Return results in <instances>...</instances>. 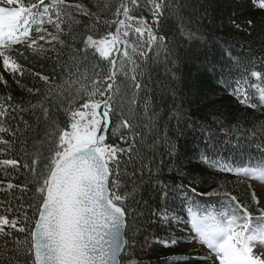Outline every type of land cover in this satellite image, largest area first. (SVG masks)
Listing matches in <instances>:
<instances>
[{"label":"trees","instance_id":"obj_1","mask_svg":"<svg viewBox=\"0 0 264 264\" xmlns=\"http://www.w3.org/2000/svg\"><path fill=\"white\" fill-rule=\"evenodd\" d=\"M65 2L83 4L85 9L99 12L101 23L96 26L92 19L75 14L77 23L73 25L71 35L67 34V30L65 33L70 47L63 49L60 61L56 62V53H52L47 62L37 61L31 56L27 62L19 61L26 72L20 78V85L11 75L0 72L8 80V86L0 85V106L6 110L5 115H0V125L9 129L7 133H0V138L13 142L11 151L0 153V158L6 155L9 159L19 160L20 165L29 161L24 150L27 149L30 154L38 133L42 137L45 131L46 125L40 119L41 108L49 109V119H54L60 128L70 130V109L78 110L88 99L87 89L91 88V83L84 77H92L93 69L101 76L112 70L108 60L92 49H87L85 59L82 40L88 34L99 39L110 31L115 32L118 25L112 21L117 17L112 16L104 5L110 3L115 7L119 0ZM156 2L165 5L159 23L155 22L149 10L151 4L148 0H139V7H133V14L143 17L153 34L164 36L166 40L160 47L153 43L149 48L143 43L147 40V33L144 37L135 33L128 37L131 41L128 51L132 59L127 60L122 54H117L115 83L118 91L112 101L117 111L103 135L107 144L117 147H127L121 137L129 141L135 137L145 163L154 172L157 167L160 169L159 178L169 185L183 183L185 187L183 190L177 188L176 192L170 189L165 205L157 199L156 185L149 181L147 168L141 179L139 163L135 165L138 203L133 207L147 216L149 209H157L159 205L170 218L179 217L180 222L173 220L171 226L162 225L153 218V226L137 235L138 243L144 246L130 249L124 256V264H128L129 256L139 264H173V261H178V264H213L211 258L203 259L210 254L190 249L192 243L184 242L190 235L181 225H190L187 222L193 214L200 216L208 212L230 211V196L225 193L236 196L244 203L254 225L259 224L257 218L261 208H264L252 200L251 194L256 192L252 179L221 172L201 159V156H207L234 168L264 163V104L260 102L258 93V89L264 87V80L250 75L251 71L264 74V7L261 6L264 0ZM105 20L107 24L103 22ZM239 20L252 21V25L239 28L235 25ZM133 44L137 46L135 53L132 52ZM140 51L145 55L140 56ZM227 53H231V57ZM212 66H215V72L209 71ZM36 72L50 75L51 83L45 84L27 74ZM79 74L83 76L77 80ZM133 76L145 87L135 89ZM69 78L75 82L64 88ZM32 87L40 91L29 94L26 89ZM236 87L247 90L249 102L256 103L257 107L239 104L232 95ZM8 96L12 97L11 101H6ZM94 99L99 100L100 97ZM20 105L25 107V111L14 112L13 108ZM213 113L217 116L223 114L222 123L214 121ZM123 119L130 120V130L120 127ZM17 129L18 135L13 136V130ZM173 148L175 150L170 155ZM20 165L15 169L9 166L6 171L0 168V214L23 217L26 213L32 217L33 208L29 204H34L33 186L28 170ZM121 168H124L123 161ZM132 169L133 165H128L129 175L123 179L132 178ZM179 172L198 177V182L191 185L196 188V193L190 191L189 180ZM8 183L14 187L8 189ZM132 188L129 183L127 191L131 192ZM177 192L182 194L177 195ZM214 192L219 194H212ZM129 203H132L131 199ZM143 220L142 216L141 222ZM169 237H176L180 242L166 245L163 241ZM145 240L148 241L146 245Z\"/></svg>","mask_w":264,"mask_h":264},{"label":"snow or ice","instance_id":"obj_2","mask_svg":"<svg viewBox=\"0 0 264 264\" xmlns=\"http://www.w3.org/2000/svg\"><path fill=\"white\" fill-rule=\"evenodd\" d=\"M148 2L155 22L159 23L165 5L156 0ZM261 6L264 7V4ZM133 7H139V0H119L115 7L110 3L105 4L104 8L117 17L112 21L118 25L115 32L110 31L99 39L88 34L82 40L85 59L87 49H92L108 60L112 70L101 76L93 69L92 77H84L91 83V88L87 89L88 99L79 109H70V130L62 129L54 119L50 120L49 109L42 107L40 119L46 127L42 137L38 133L31 153L24 150L29 161L20 165L19 160L9 159L6 155L0 158V168L5 171L9 166L15 169L17 165L27 169L34 192V204H29L33 208L32 217L26 213L23 217L0 214V264H124V256L130 249L144 246L138 243L137 235L153 226V218L162 225L171 226L173 220L180 222L179 217L170 218L167 211L160 209L159 205L157 209H149L147 216L133 207L138 203L135 195L138 187L134 179L137 171L135 165L139 163L141 179L147 168L149 181L156 185L157 199L165 205L171 194L169 190H183L184 184L172 186L162 181L159 178L160 169L157 167L154 172L145 163V158L138 151L135 137L131 141L121 137L127 147H117L107 144L105 135L102 134L104 125L109 124L117 111L112 103L118 91L115 83L117 60L113 58V52L131 60L132 56L128 51L131 41L128 37L132 33L138 37H144L147 33V40L143 43L149 48L153 43L160 47L166 40L164 36L153 34L143 17L133 14ZM77 13L92 19L96 26L102 21L99 12L89 11L83 4H68L65 0H28L27 3L24 0H0V72L11 75L17 85H20V78L26 72L19 61L27 62L31 56L37 61L47 62L52 58V53H56L55 59L59 62L63 49L70 47L65 33L67 30V34L71 35L73 25L77 23L74 18ZM103 22L108 23L106 20ZM247 24L251 26L252 21ZM136 50L137 46L133 44L132 52L135 53ZM139 55L144 56L145 53L140 51ZM227 55L231 57L232 54ZM236 66H240L239 62ZM63 70L62 66L61 71ZM209 71L215 72V66L210 67ZM27 74L45 84L51 83L48 74ZM250 75L257 80H264L261 72L251 71ZM80 76L83 74H79L77 80ZM132 80L135 89L145 87L136 82V76ZM74 82L69 78L63 87L68 88ZM237 84L239 85V81ZM0 85L8 86V80L3 74H0ZM26 91L31 94L40 89L32 87ZM258 93L260 102L264 104V87L259 88ZM232 95L241 105L257 107L256 103L249 102L247 90L242 91L240 87H236ZM96 96L100 99H94ZM11 100V96L6 98V101ZM13 111L23 113L25 107L20 105L19 108H13ZM5 114L6 110L0 106V115ZM222 116L223 114L217 116L213 113V119L217 123H222ZM24 123L30 127L27 121ZM120 127L130 130L132 124L129 119H123ZM8 131V128L0 125V133ZM18 132V129L13 130V136H17ZM12 144L8 139L0 138V153L11 151ZM174 150L173 148L169 154ZM125 156L126 160L123 159ZM201 159L221 172L234 173L264 183V163L234 168L207 156H201ZM128 165H133L132 178L126 180L123 177L129 175ZM179 175L186 177L190 186L198 182L196 175L184 172H179ZM129 183L133 185L131 192L127 191ZM13 187L12 183L7 184L8 189ZM190 191L196 193V188L191 186ZM225 195L230 196V211L208 212L200 216L193 214L187 222L191 225L192 235L184 242L206 246L211 256L203 259L211 258L213 264H264V208H261V214L257 218L259 224L254 225L253 217L244 203L234 195ZM251 196L259 206L264 193L258 196L253 192ZM21 234H24L23 237ZM179 242L176 237L163 241L166 245H176ZM144 244H148V241L145 240ZM128 264L139 262L129 256ZM173 264H178V261H173Z\"/></svg>","mask_w":264,"mask_h":264},{"label":"rangeland","instance_id":"obj_3","mask_svg":"<svg viewBox=\"0 0 264 264\" xmlns=\"http://www.w3.org/2000/svg\"><path fill=\"white\" fill-rule=\"evenodd\" d=\"M247 22H248L247 20H239V21H236V22H235V25H236L237 27H239V28H243V29H245V28L248 27ZM252 182H253L254 187H255V189H256V193H257V195H258V196H261V193H264V183H262V182H260V181H256V180H252ZM260 206L264 207V196H261V204H260ZM190 227H191V225H190V226H188V225H184V224L181 225V228H182L183 230H186L187 233H189V235L191 236L192 233H191V231H190ZM190 249H194V250H196V251H198V252H200V253H208V254H210V253H209V250L207 249L206 246H202V245H199V244H196V243H192V244L190 245ZM210 255H211V254H210Z\"/></svg>","mask_w":264,"mask_h":264},{"label":"water","instance_id":"obj_4","mask_svg":"<svg viewBox=\"0 0 264 264\" xmlns=\"http://www.w3.org/2000/svg\"><path fill=\"white\" fill-rule=\"evenodd\" d=\"M113 58H114V59L117 58V53H116V52H114V54H113ZM108 125H109V124L104 125V130L107 128Z\"/></svg>","mask_w":264,"mask_h":264}]
</instances>
